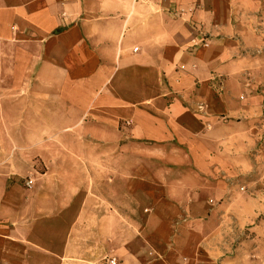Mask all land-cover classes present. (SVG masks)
<instances>
[{"label":"crops","instance_id":"0c3cea01","mask_svg":"<svg viewBox=\"0 0 264 264\" xmlns=\"http://www.w3.org/2000/svg\"><path fill=\"white\" fill-rule=\"evenodd\" d=\"M233 1L0 0V264H264V37Z\"/></svg>","mask_w":264,"mask_h":264},{"label":"rangeland","instance_id":"374dc122","mask_svg":"<svg viewBox=\"0 0 264 264\" xmlns=\"http://www.w3.org/2000/svg\"><path fill=\"white\" fill-rule=\"evenodd\" d=\"M256 4L257 8H247V4ZM230 21L233 23V32L228 33L229 36H262L264 37V0H237L233 1L230 5ZM195 28L198 30V36H202L204 38H207L206 33L202 32L201 28L199 26L194 25ZM206 41L201 40L199 42V45L205 44ZM263 63H264V57H263ZM241 79L244 81L245 86L247 87V91L241 93V98L244 99H252L253 97L259 98L258 104V110H262L263 103H264V72L260 73H252L248 72L242 75ZM243 81L240 83L243 84ZM257 86L256 88L253 87V91H249V87L251 86ZM255 94V95H254ZM262 106V107H261ZM198 110L200 112H204L203 106H199ZM258 129L264 133V119L263 121L258 122ZM264 172V169L262 170ZM31 181V179H29ZM30 185V184H29ZM249 183L243 184L241 186L242 191H249L250 190ZM261 189L264 190V184L260 186ZM226 219V220H225ZM245 218H242L244 220ZM241 218H234V217H227V218H221L220 224H224L225 227V241L227 244L231 245L238 244L240 240H245L251 238L253 236L252 233V227L255 224L239 223ZM261 220L260 224L264 228V218H258L257 223ZM238 226H241V229H238ZM264 238V234L262 232L260 233L258 240L261 238ZM107 259V258H106ZM105 258L102 259V261H106ZM107 264V262H106Z\"/></svg>","mask_w":264,"mask_h":264},{"label":"built area","instance_id":"2783aa9c","mask_svg":"<svg viewBox=\"0 0 264 264\" xmlns=\"http://www.w3.org/2000/svg\"><path fill=\"white\" fill-rule=\"evenodd\" d=\"M28 184H31V181H29ZM107 264H117V259L116 258H110L108 260V263Z\"/></svg>","mask_w":264,"mask_h":264}]
</instances>
